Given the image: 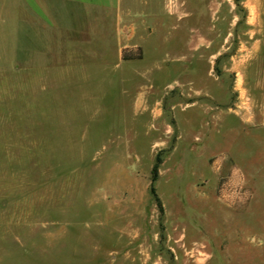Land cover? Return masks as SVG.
Listing matches in <instances>:
<instances>
[{
    "label": "rangeland",
    "instance_id": "obj_1",
    "mask_svg": "<svg viewBox=\"0 0 264 264\" xmlns=\"http://www.w3.org/2000/svg\"><path fill=\"white\" fill-rule=\"evenodd\" d=\"M177 1L159 51L83 76L0 0V264H264V0Z\"/></svg>",
    "mask_w": 264,
    "mask_h": 264
},
{
    "label": "crops",
    "instance_id": "obj_2",
    "mask_svg": "<svg viewBox=\"0 0 264 264\" xmlns=\"http://www.w3.org/2000/svg\"><path fill=\"white\" fill-rule=\"evenodd\" d=\"M22 9L24 24L31 22L56 34V50L43 55L51 53L60 61L57 73L83 76L93 71L107 74L113 63L116 68L142 61L147 51L156 53L168 41L166 34L174 24L188 18L177 0H23ZM159 31L165 35L160 41ZM200 36L188 44L194 57L200 50L205 53V39ZM180 42L173 41V47ZM144 98L135 100L136 109L147 108ZM157 104L155 100L153 105Z\"/></svg>",
    "mask_w": 264,
    "mask_h": 264
},
{
    "label": "built area",
    "instance_id": "obj_3",
    "mask_svg": "<svg viewBox=\"0 0 264 264\" xmlns=\"http://www.w3.org/2000/svg\"><path fill=\"white\" fill-rule=\"evenodd\" d=\"M222 188L220 191H222V194H220L222 196V198H224L225 200H231L230 198H228V196H230L231 194H235L236 196L240 194L241 191V186L236 183L235 185L232 183L231 180H226L225 182L222 183ZM225 191H227V194H225ZM230 194V195H228Z\"/></svg>",
    "mask_w": 264,
    "mask_h": 264
},
{
    "label": "trees",
    "instance_id": "obj_4",
    "mask_svg": "<svg viewBox=\"0 0 264 264\" xmlns=\"http://www.w3.org/2000/svg\"><path fill=\"white\" fill-rule=\"evenodd\" d=\"M123 58H126V57H124V55H123ZM133 58H139V56L133 57ZM159 163H160V160H159V157H157L156 160H155V163L153 164L152 169H151V184H150V187H149V192L153 196V198L155 199L157 205L159 204V201H158V198H157V196L155 194L154 187L152 186V182H154L155 179H156L157 168H158V164Z\"/></svg>",
    "mask_w": 264,
    "mask_h": 264
}]
</instances>
